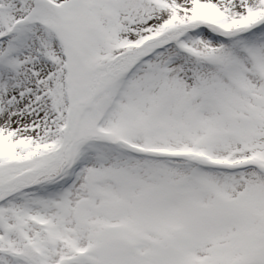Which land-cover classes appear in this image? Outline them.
Listing matches in <instances>:
<instances>
[{
	"label": "snow or ice",
	"instance_id": "obj_1",
	"mask_svg": "<svg viewBox=\"0 0 264 264\" xmlns=\"http://www.w3.org/2000/svg\"><path fill=\"white\" fill-rule=\"evenodd\" d=\"M0 264H264V0H0Z\"/></svg>",
	"mask_w": 264,
	"mask_h": 264
}]
</instances>
